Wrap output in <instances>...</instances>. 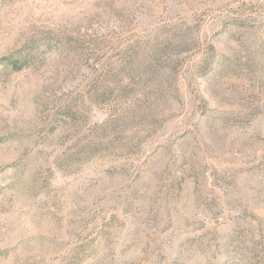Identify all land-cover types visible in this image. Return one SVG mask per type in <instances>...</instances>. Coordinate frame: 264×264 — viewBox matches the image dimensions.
I'll return each mask as SVG.
<instances>
[{"label": "rangeland", "instance_id": "374dc122", "mask_svg": "<svg viewBox=\"0 0 264 264\" xmlns=\"http://www.w3.org/2000/svg\"><path fill=\"white\" fill-rule=\"evenodd\" d=\"M0 264H264V0H0Z\"/></svg>", "mask_w": 264, "mask_h": 264}]
</instances>
